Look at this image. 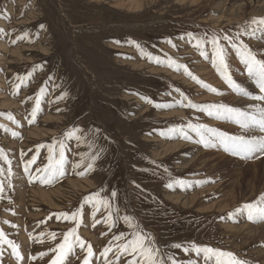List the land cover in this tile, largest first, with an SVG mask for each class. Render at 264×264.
I'll use <instances>...</instances> for the list:
<instances>
[{
	"label": "rangeland",
	"instance_id": "obj_1",
	"mask_svg": "<svg viewBox=\"0 0 264 264\" xmlns=\"http://www.w3.org/2000/svg\"><path fill=\"white\" fill-rule=\"evenodd\" d=\"M240 1L0 0V114H11L16 121L13 123L6 115H0V150L6 157V160L0 159V183L4 186L0 193V231L18 245L23 257L17 261L12 248L3 244L0 264H48L55 256L50 249L63 239L67 228L76 226L63 218L57 219L58 214L77 209L81 210L78 233L85 248L91 245L93 252L90 264H105V257L100 254L106 247H111L107 253L108 264H138L140 258L136 253H121L119 258L116 255L117 246L123 241L118 242L114 237L124 233L130 239L134 231L125 224L124 216L131 217L142 234L151 237L165 259L172 256L177 264L189 261L205 264L202 254L183 251L192 244L230 252L245 264H258L259 255L264 264V240L257 249L251 239L261 231L233 229L228 223L234 219L246 222L247 214L235 213V210L264 192L263 189L259 193L264 165L255 174L253 170L258 159L263 160L264 156L245 160L229 155L219 146L206 149L196 142L194 133H189L191 140L178 138V134L165 139L158 134L170 127L186 129L189 123H201L219 132L223 128L229 135L254 134L243 132L229 121L210 118L203 111L181 106L190 100L197 105L223 103L249 111L257 103L230 91L212 66L210 45H204L205 58L192 46L195 42L190 43L186 36L187 33L198 37L228 35L236 38L238 45H247L257 59L264 60V32H257L253 37H237L247 22L264 14L257 13L254 6L257 0ZM240 4V12H234ZM221 43L225 46L232 79L238 80L251 95H258L259 90L244 65H240L237 52L227 42ZM136 45L153 59L142 55ZM169 57L187 66L200 81L222 95L209 92L185 75L183 69L176 71L168 67L165 62ZM236 63L252 83L246 76L239 77ZM29 72H32L30 77ZM18 77L25 78V84L17 90ZM41 87L46 88V94L41 97L40 110L30 124ZM63 92H67V97L57 99ZM180 93L188 99L182 100ZM153 104L170 107L158 108ZM72 127H79L84 137L95 140L92 150L103 149L96 166L86 176L73 175V164L90 149L85 142L68 140L66 175L42 184L43 173L37 169H43L48 163V145ZM12 132L17 135L13 136ZM257 135L260 134L257 132ZM174 143L178 150L166 151ZM41 144L45 146L37 152ZM33 155L37 158L26 173L25 164ZM216 156L224 159L208 162ZM175 179L183 180L186 186L166 187ZM81 182L88 185H76ZM252 188L257 193L248 199ZM113 191L117 196L111 200ZM96 192L110 200L109 210L102 206H97V210L91 203H83L85 196ZM231 206L228 212L224 211ZM109 212L114 225L111 228L105 223ZM229 213L234 215L230 217ZM95 221L100 222L93 227ZM222 227L225 235L230 232L251 236L240 241V253L236 254L224 242ZM47 233H55L56 238L50 239ZM176 244L182 247H172ZM252 248L255 256L249 255ZM41 252L47 255L41 258ZM85 255L86 250L77 245L65 264H83ZM208 264H215V258Z\"/></svg>",
	"mask_w": 264,
	"mask_h": 264
},
{
	"label": "snow or ice",
	"instance_id": "obj_2",
	"mask_svg": "<svg viewBox=\"0 0 264 264\" xmlns=\"http://www.w3.org/2000/svg\"><path fill=\"white\" fill-rule=\"evenodd\" d=\"M2 31V30H0ZM257 32H264V17L261 18H252L251 21L247 22L244 28L242 29L239 35H248L250 37L255 36ZM188 41L192 43L195 42L192 46L199 51L200 55L207 58V53L204 49V45L211 46L212 52V66L216 69L217 73L220 75L221 79L228 85V87L238 96L244 97L248 100L257 102L252 106V109L249 111L242 110L237 107L228 106L223 103L221 104H208V105H197L192 103L190 100L186 105L183 103L181 106H187L198 111L205 112L210 118L226 120L231 123L236 124L243 132L245 133H259L260 135L251 134V135H229L225 132H219L216 129L209 128L201 123H189L185 127H170L167 130H161L158 134L165 139L175 138L178 134V138L184 140H191L192 136L189 133H194L197 137L196 142L202 145L204 148L210 147H222L224 152L228 153L231 156L240 157L241 159H252L257 157L258 155L264 156V107H260L259 105L264 104V60L257 59L256 55L247 47V45L240 43L239 45L236 43V38L230 37L228 35H210L204 37H198L193 35L192 33L186 34ZM184 37H181L183 39ZM221 41L227 42V45L230 46L233 50L237 52L238 58L240 62L244 65L245 70L249 78H251L257 89L259 90L258 95H251L245 88H243L239 83L234 81L229 74L228 62L225 56V46L221 43ZM15 43V41H12ZM171 44V41H168ZM175 47V45H172ZM137 49L141 51L142 55H147L149 60H152L150 54L144 53L142 49H140L139 45H136ZM158 63H161L159 58H156ZM168 67H173L174 70L179 71L183 69L184 74L189 76L190 79L195 81L197 84H200L202 87L206 88L209 92L222 95L217 89L210 87L207 84H204L200 81L196 76H194L185 65L178 64L172 58H168L165 62ZM39 67V66H36ZM32 72L28 73L30 77ZM20 84L16 85V89L18 90L21 85L25 84V78H20ZM176 91H179L178 89ZM17 94L16 92L13 93ZM46 94V88L41 87L39 90V94L35 98V106L32 108L31 117L29 123H33L36 119L37 113L40 110L41 97ZM67 92H63L60 97L57 99H64L67 97ZM182 100H187L188 98L184 96L183 93H180ZM147 103L152 104L153 102L146 98L141 97ZM154 107L158 108H168L169 105H159L153 104ZM6 115V118L13 123H16L13 116L11 114H0ZM7 131V129H5ZM13 136H16L17 133L12 132ZM75 139L79 144L81 142H85L88 144L90 151L87 155H82L80 160L73 164V168L75 171L73 175L76 176H86L88 172L94 169L97 161L100 158L103 149H99L98 151H94L93 145L95 144L94 139H89L83 136V130L79 127H72L67 129L64 133H62V138H53L52 143L48 145V163L43 169H37L43 173L41 177L42 184H50L55 181L57 178H61L66 175L65 165L68 163L66 159V141ZM45 145L41 144L37 146V152H39V148L44 147ZM36 156L33 155L30 160H28L25 164V172L27 173L29 170V166L32 165ZM0 159H5L3 151L0 150ZM10 163V162H9ZM167 171V170H166ZM11 175V170L9 169V176ZM31 182V177H30ZM173 186H180L184 188L185 182L183 180L175 179L170 180L166 187L169 189L173 188ZM4 186L0 183V193H3ZM117 196V193L113 191L111 193V200H114ZM84 204L91 203L94 209H97V206H102L105 210H109L112 207V204L109 199H105L100 197V193H91L84 197ZM246 213L247 218L251 222H264V194H262L256 201L251 203H245L241 207L235 210V213ZM234 213H229L231 217ZM95 216V212L93 213ZM81 210L77 209L72 213L62 212L59 213L57 219L63 218L64 220H68L73 222L76 226L72 227L63 234V239L60 243H58L54 248L50 249V251L56 253L55 257L51 259L50 264H65V260L69 255L72 254L73 248L75 246H79L82 251L87 252V255L83 258V264H90L89 258L93 256L91 245H88L85 248V242L80 238L77 234V228L80 225ZM123 220L125 224L130 228L134 229L131 233V238L126 239L125 234L121 233L114 237L116 241H123L119 243L117 246V258L121 253H136L140 258L138 264H177V261L172 257H165L159 252L151 242V237L142 234V232L138 229V226L133 222L131 217L124 216ZM100 221H95V223H99ZM7 223V221H5ZM105 223L111 228L113 225L111 213L105 218ZM43 235V233H42ZM50 239H55V233H47ZM147 241V243H146ZM7 244L12 248V253L15 255L17 261L23 259L18 251V245L14 244L11 240H8L6 234L3 231H0V245ZM172 247L181 248L182 245L176 244L172 245ZM194 251L197 256L203 255L205 260V264H208L210 260L215 258V264H245V262L238 260L235 256L230 252L219 251L213 249L211 247H199L195 244H192L189 247H184L183 251L188 253L189 251ZM111 251V247L104 248L103 252L100 254L105 257V264H108L107 253ZM40 257L43 258L47 253L41 252ZM227 258V259H225ZM32 259H35L33 257ZM131 264V262H130ZM188 264H192L191 261Z\"/></svg>",
	"mask_w": 264,
	"mask_h": 264
},
{
	"label": "bare ground",
	"instance_id": "obj_3",
	"mask_svg": "<svg viewBox=\"0 0 264 264\" xmlns=\"http://www.w3.org/2000/svg\"><path fill=\"white\" fill-rule=\"evenodd\" d=\"M141 1V0H140ZM222 1V0H221ZM227 1V0H226ZM233 1V0H232ZM240 1V0H239ZM247 2H251L252 0H246ZM121 2V1H120ZM237 2V1H236ZM241 2V1H240ZM135 3V2H134ZM71 4V3H70ZM115 4V3H114ZM220 4V3H219ZM242 4H244V3H242ZM133 5V4H132ZM136 5H138V4H136ZM141 5V4H140ZM221 5H223V3L222 4H220V6ZM234 5V4H233ZM135 6V5H134ZM142 6V5H141ZM218 6V5H217ZM254 6H255V8H257V13H261L260 15H262V14H264V0H257V1H255L254 2ZM122 7V6H121ZM136 7V6H135ZM244 7V6H243ZM242 7V8H243ZM139 8V7H138ZM218 8V7H217ZM240 8H241V4H240V6H237V8H235L233 11L235 12V11H237L238 13L240 12ZM253 8V7H252ZM123 10V9H122ZM139 10V9H138ZM254 10V9H253ZM135 11V10H134ZM217 12V11H216ZM253 12V11H252ZM224 13V12H223ZM234 14V13H233ZM237 14V13H236ZM235 14V16H237ZM99 17V16H98ZM227 21H230V20H227ZM260 33V32H259ZM261 45H263V44H261ZM12 56V55H11ZM232 57H234V58H236V56L235 55H233V53H232ZM12 58V57H11ZM15 60V59H14ZM230 62V61H229ZM232 62H234L235 63V61L232 59ZM240 62V61H239ZM198 63V62H197ZM16 64V63H15ZM199 64V63H198ZM197 64V65H198ZM236 65H237V63H236ZM240 65H243L241 62H240ZM195 67V66H194ZM198 67V66H197ZM206 67V66H205ZM205 67H203L204 69H205ZM237 67L238 68H241V67H239L238 65H237ZM234 68V67H233ZM232 68V69H233ZM237 68V69H238ZM202 69V68H201ZM207 69V68H206ZM156 70V69H155ZM201 71V70H200ZM208 71V70H207ZM154 72V71H153ZM152 73V72H151ZM234 73V72H233ZM201 74V73H200ZM238 74V73H237ZM237 74H236V76H237ZM202 76H204V74H202ZM201 76V77H202ZM232 76H233V74H232ZM234 76H235V73H234ZM207 77V76H206ZM240 77V76H239ZM177 78V77H176ZM203 78V77H202ZM242 78V77H241ZM245 78V77H244ZM174 79V78H173ZM201 79V78H200ZM239 79V78H238ZM183 80V79H182ZM235 80V79H234ZM243 80V79H242ZM236 81H238V80H236ZM245 81V80H244ZM183 82V81H182ZM251 83H252V81H250ZM186 82H183V84H185ZM240 83V82H239ZM242 83V82H241ZM250 84V83H249ZM249 86V85H248ZM187 87H189V86H187ZM252 87V86H251ZM191 89H193V88H191ZM220 89V88H219ZM223 89V88H222ZM200 91V90H199ZM221 91H223V90H221ZM225 92V91H224ZM223 92V93H224ZM195 93V92H194ZM226 93V92H225ZM252 93H253V91H252ZM191 94H193V93H191ZM204 94V93H203ZM251 94V93H250ZM254 94H256L255 92H254ZM231 96H232V94H230ZM207 97V96H206ZM213 98V97H212ZM2 99V98H1ZM4 99V98H3ZM207 99V98H206ZM225 99V98H224ZM5 100V99H4ZM220 100V99H219ZM236 100V99H235ZM7 101V100H6ZM204 101V100H203ZM234 101V100H233ZM216 102V101H215ZM223 102V101H222ZM230 102H231V100H230ZM8 103V102H7ZM244 103H246V102H244ZM242 106V105H241ZM246 106V105H245ZM148 111V110H147ZM173 112V111H172ZM147 114V113H146ZM167 114V113H166ZM171 114H174V113H171ZM182 114V113H181ZM160 116V115H159ZM161 117V116H160ZM167 117V116H166ZM170 117V116H169ZM155 118H156V116H155ZM158 118V117H157ZM163 118V117H162ZM180 118H182V117H180ZM163 120V119H162ZM212 121V120H211ZM215 121V120H214ZM223 123V122H222ZM234 125V124H233ZM54 127V126H53ZM48 130H49V128H48ZM228 130V129H227ZM34 132V131H33ZM44 132V131H43ZM237 132V131H236ZM255 134V133H254ZM32 135V134H31ZM34 135V134H33ZM244 135V134H243ZM157 141H159L158 139H156ZM152 141V140H151ZM155 141V140H154ZM155 143V142H154ZM158 143V142H157ZM151 144V143H150ZM153 144V143H152ZM162 144V143H161ZM168 144V143H167ZM175 144V143H174ZM163 145V144H162ZM165 147V146H164ZM177 147L178 146H176V144H175V146H172V147H168L167 149H166V151H168V152H175V150L177 149ZM188 147V146H187ZM184 148H185V146H184ZM183 148V149H184ZM189 148V147H188ZM194 148V147H193ZM181 149V148H180ZM195 149V148H194ZM178 150V149H177ZM187 151V150H186ZM165 152H163V154H164ZM187 153V152H186ZM190 153V152H189ZM201 153V152H200ZM204 153V152H203ZM206 153V152H205ZM207 154V153H206ZM217 154V153H216ZM180 155V154H179ZM194 155V154H193ZM158 156V155H157ZM211 156H212V154H211ZM259 156V155H258ZM180 157V156H179ZM194 157H197V156H194ZM206 157H208V156H206ZM258 158H260V157H258ZM188 159V158H187ZM221 159H224V157L223 156H216L215 158H214V160H209L208 162H213V161H217V160H220L221 162H222V160ZM225 159H226V161H229V162H232V160L231 159H229V158H226L225 157ZM250 161V160H249ZM192 162V161H191ZM202 162V161H201ZM217 162H219V161H217ZM223 162H225V161H223ZM233 162H235V161H233ZM155 163V162H154ZM198 163V162H197ZM204 163V162H203ZM227 163V162H226ZM244 163V162H243ZM255 163H257L256 161H255ZM255 163H251V165L253 164H255ZM218 164V163H217ZM261 164H263L264 165V159L263 160H261L260 162H258L257 163V165H256V167H254L253 166V170H254V174L256 173V171H258L259 169H260V165ZM188 165H190L189 163H188ZM224 165V164H223ZM249 165H250V163H249ZM216 166V165H215ZM224 168V167H223ZM247 168V167H246ZM249 168V167H248ZM225 169V168H224ZM191 170V169H190ZM222 170V169H221ZM249 170H251V169H249ZM233 171V170H232ZM218 172V171H217ZM216 172V173H217ZM224 172V171H223ZM236 171H234V173H235ZM220 173V172H219ZM225 174V173H224ZM237 174V173H236ZM240 174V173H239ZM238 174V175H239ZM241 174H242V172H241ZM257 175V174H256ZM225 176V175H224ZM236 176V175H235ZM242 176V175H241ZM255 176V175H254ZM262 176V178H261V181H260V183H259V189H260V191L261 190H263L264 189V173H263V175H261ZM258 177V176H257ZM237 178V177H236ZM253 178V180H254V177H252ZM256 178V177H255ZM240 179V178H239ZM85 181H87V180H85ZM237 181V180H236ZM254 181H256V180H254ZM233 182V181H232ZM239 182V181H238ZM253 182V181H252ZM73 183V182H72ZM249 184V183H248ZM76 185H88V183L87 182H81V183H76ZM252 185V184H251ZM250 185V186H251ZM91 186H92V184H91ZM236 186H238V185H236ZM235 186V187H236ZM240 186V185H239ZM230 187V186H229ZM235 187L234 188H232L231 187V190L232 189H235ZM253 187V186H252ZM256 187V186H255ZM207 188V187H206ZM241 189H242V187H240ZM239 188V189H240ZM203 189V188H202ZM240 189V190H241ZM253 189V188H252ZM76 190V189H75ZM82 190V189H81ZM207 190V189H206ZM208 191H209V188H208ZM239 191V190H238ZM242 191V190H241ZM251 191V190H250ZM253 192L252 193H250V194H248V196H247V198L248 199H252V197L253 196H255V193H257L256 191H255V189H253L252 190ZM71 192V191H70ZM235 192H237L236 190H235ZM234 192V193H235ZM263 192V191H262ZM38 193H41V192H37V194ZM245 193H246V191H245ZM178 194V193H177ZM41 196L42 195H45L46 196V193H41L40 194ZM195 195H196V193H195ZM237 195V194H236ZM176 196V195H175ZM181 196V195H180ZM194 196V195H193ZM203 196V195H202ZM242 196H244L243 195V193H242ZM39 197V196H38ZM172 197V196H171ZM187 197V196H186ZM235 197V196H234ZM43 198H45V197H43ZM180 198V197H179ZM237 198V197H236ZM246 198V199H247ZM254 198V197H253ZM176 199H177V197H176ZM184 199H185V197H184ZM238 199V198H237ZM243 199V198H242ZM180 200V199H179ZM179 200H177V202H179ZM189 200V199H188ZM185 201V200H184ZM183 201V202H184ZM248 201V200H247ZM68 202V201H67ZM176 202V203H177ZM186 202V201H185ZM190 203V202H189ZM234 203V202H233ZM182 206H184V205H182ZM49 208V207H48ZM222 210V209H221ZM226 210V209H225ZM228 212V211H227ZM257 226V225H256ZM261 227V226H260ZM243 228L245 229H249V230H253L254 232H256V231H260V229L259 228H250V227H248V226H243ZM262 228H264V224H263V227ZM263 230V229H262ZM239 231V230H238ZM233 232V231H232ZM253 232V233H254ZM259 233V232H258ZM263 234V233H262ZM238 235H239V233H238ZM249 235V234H248ZM256 235V234H255Z\"/></svg>",
	"mask_w": 264,
	"mask_h": 264
},
{
	"label": "crops",
	"instance_id": "obj_4",
	"mask_svg": "<svg viewBox=\"0 0 264 264\" xmlns=\"http://www.w3.org/2000/svg\"><path fill=\"white\" fill-rule=\"evenodd\" d=\"M238 129H239V127H238ZM221 131L223 132V128H221ZM228 131H232L230 128L228 129ZM256 135H257V133H256ZM254 160H256V159H254ZM259 160V162L261 161V159H258ZM261 191H259V193H260ZM262 194H264V192L262 193ZM262 194H260V196L262 195ZM259 196V197H260ZM258 197V198H259ZM257 200V196H255L251 201H248V202H245V203H251V202H253V201H256ZM233 206H231V207H229V208H226V210H224V211H228L229 209H231ZM246 218H247V216H246ZM229 224H230V228H233V229H238V228H240V227H243V226H248V227H250V228H259L260 229V233H258V234H256L254 237H252L251 239H252V241L253 242H255V240H258V242H259V244H258V246H257V249H260V247H262L261 246V244H260V242L262 243V239L264 240V228H262L263 227V224H264V222H251V221H249L248 220V218H247V221L245 222V221H240V220H238V219H234L233 221H229L228 222ZM257 225V226H256ZM261 226V227H260ZM224 229V227H222V230ZM263 229V230H262ZM263 233V234H262ZM223 236H226V240H225V242L226 243H228V244H230V248L232 249V250H234V252L236 253V254H238V253H240L241 252V247H240V241H244V238H249V237H251L250 235H243L242 234V236H238V235H234V234H232V233H230V232H228L226 235L224 234V232H223ZM256 249V250H257ZM254 253H255V251H254Z\"/></svg>",
	"mask_w": 264,
	"mask_h": 264
}]
</instances>
